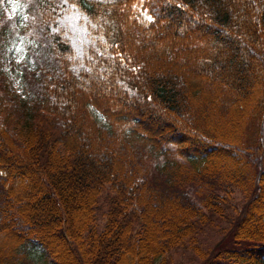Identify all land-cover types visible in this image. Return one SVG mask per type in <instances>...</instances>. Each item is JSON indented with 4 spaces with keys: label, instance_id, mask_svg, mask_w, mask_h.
<instances>
[{
    "label": "trees",
    "instance_id": "1",
    "mask_svg": "<svg viewBox=\"0 0 264 264\" xmlns=\"http://www.w3.org/2000/svg\"><path fill=\"white\" fill-rule=\"evenodd\" d=\"M139 1L0 0V264H264V0Z\"/></svg>",
    "mask_w": 264,
    "mask_h": 264
},
{
    "label": "rangeland",
    "instance_id": "2",
    "mask_svg": "<svg viewBox=\"0 0 264 264\" xmlns=\"http://www.w3.org/2000/svg\"><path fill=\"white\" fill-rule=\"evenodd\" d=\"M145 0L139 1L135 6V16L136 18L144 25H149L152 21L148 10L145 7ZM6 11L8 15L14 16L16 12V6L14 1H9L6 3ZM26 23V18L21 17L18 21L19 26H23ZM28 64L27 62V50L24 48L23 44L19 41L15 44L11 52L7 55L4 63V70L7 77V82L9 83L10 88L17 94L22 95L24 97V87L22 82V67ZM29 69H32L31 65L27 66ZM24 69V68H23ZM92 110L93 116L96 118L100 125H104V118L101 114L96 112L94 109ZM193 259V258H192ZM35 260L38 264H53L52 259L49 255L44 251L43 248H37L35 254ZM196 261L197 259H193ZM182 264H193L192 262L187 263L186 261Z\"/></svg>",
    "mask_w": 264,
    "mask_h": 264
},
{
    "label": "bare ground",
    "instance_id": "3",
    "mask_svg": "<svg viewBox=\"0 0 264 264\" xmlns=\"http://www.w3.org/2000/svg\"><path fill=\"white\" fill-rule=\"evenodd\" d=\"M209 258V257H208ZM206 264V263H205Z\"/></svg>",
    "mask_w": 264,
    "mask_h": 264
}]
</instances>
